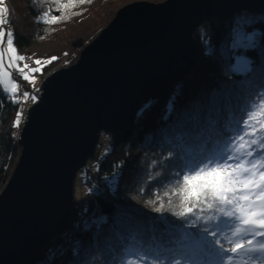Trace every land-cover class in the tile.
I'll return each mask as SVG.
<instances>
[{
  "label": "trees",
  "instance_id": "16d2710c",
  "mask_svg": "<svg viewBox=\"0 0 264 264\" xmlns=\"http://www.w3.org/2000/svg\"><path fill=\"white\" fill-rule=\"evenodd\" d=\"M96 1L99 5L92 9ZM132 1L137 0H4L9 8L6 28H11L14 45L26 58H58L38 72L47 74L65 59L75 64L82 50ZM45 12H63L69 18L45 24ZM239 14L207 19L196 30L200 55L194 71L164 90L160 99L144 103L110 135V150L103 157L100 138L99 153L85 168L84 200L76 195L75 181L71 228L40 248L29 264H121L124 249L133 241L144 247H173L169 241L197 233L199 226L190 227L173 214L176 198L170 205L164 192L189 167L221 156L242 126L244 113L264 98V10L244 23L252 43L235 46L233 28ZM239 57L248 61L247 67H236ZM20 84L19 91L30 90L28 81ZM19 110L20 103L0 86V192L22 151L20 126H13ZM86 218L92 222L83 223ZM169 258L167 253L160 257L165 264Z\"/></svg>",
  "mask_w": 264,
  "mask_h": 264
},
{
  "label": "water",
  "instance_id": "95a60500",
  "mask_svg": "<svg viewBox=\"0 0 264 264\" xmlns=\"http://www.w3.org/2000/svg\"><path fill=\"white\" fill-rule=\"evenodd\" d=\"M264 0L137 1L122 7L78 61L55 71L28 111L22 151L0 192V264H29L71 228L75 181L144 103L197 66L196 30L210 18L261 13Z\"/></svg>",
  "mask_w": 264,
  "mask_h": 264
},
{
  "label": "snow or ice",
  "instance_id": "6c2138e0",
  "mask_svg": "<svg viewBox=\"0 0 264 264\" xmlns=\"http://www.w3.org/2000/svg\"><path fill=\"white\" fill-rule=\"evenodd\" d=\"M85 2L90 0H79ZM3 5L0 0V86L14 103L34 101L29 92L20 93L17 79L34 84L32 74L58 58L36 59V67H31L26 62L31 58L18 54L11 28L5 30L9 8ZM67 18L63 12L43 14L45 24ZM22 116L23 109L17 112L14 127L20 126ZM241 123L221 156L189 167L164 192L170 205L176 198L173 214L190 227L199 226L197 233H183L169 241L173 247H144L133 241L124 249L121 264H165L160 259L165 253L170 255L168 264H264V98L244 113ZM176 256L182 259L172 258Z\"/></svg>",
  "mask_w": 264,
  "mask_h": 264
},
{
  "label": "rangeland",
  "instance_id": "374dc122",
  "mask_svg": "<svg viewBox=\"0 0 264 264\" xmlns=\"http://www.w3.org/2000/svg\"><path fill=\"white\" fill-rule=\"evenodd\" d=\"M137 1H148V0H137ZM137 1H132L130 3H133V2H137ZM98 1L95 2L94 6L92 7V9L96 8V6H98L99 2L97 3ZM148 2H151V1H148ZM128 3V4H130ZM153 3V2H151ZM126 4V5H128ZM124 5V6H126ZM3 6H6L5 4ZM123 6V7H124ZM21 14H23V12H21ZM239 14V13H238ZM252 14L253 13H250V12H247V13H244V14H239L235 17V26L233 28V44L236 46V45H246V44H250L252 43V33H249L247 31L244 30V23L246 22V20H248L250 17H252ZM256 14V13H255ZM8 28H6V25H5V30H7ZM17 49V48H16ZM18 51V50H17ZM19 55H21L19 52H18ZM32 60V59H31ZM33 61V60H32ZM236 67L237 68H245L247 67V64H248V61L246 59H243L241 57L237 58L236 60ZM34 63V62H33ZM36 66V65H35ZM55 69V68H54ZM52 69V70H54ZM52 70H50L47 74H49ZM34 76H35V82L34 84L33 83H30L29 85V89L30 90H23L21 91V94L25 91L29 92L31 94V90L32 88H34L36 85H39L41 84L42 80L44 79V77L47 75V74H41V73H33ZM32 74V75H33ZM17 83L20 85V82L17 80ZM168 104H169V99H168ZM32 101L28 100L27 102H22V109L25 110L27 104H31ZM25 114L23 113V116H22V121H21V124H20V132L22 130V127H23V124L25 123ZM27 120V119H26ZM101 141H102V148L100 149V153H102V157L107 154L110 150V146H111V136L109 134H106V133H103L101 135ZM97 153H99L97 151ZM96 153V154H97ZM96 166L94 165H91V169L92 170H95ZM84 177H85V169L81 170L79 173H78V176L76 178V195L77 197L79 198V200H84V192H85V187H84V184H83V180H84ZM92 222V220L90 218H86L83 223L85 224H88Z\"/></svg>",
  "mask_w": 264,
  "mask_h": 264
},
{
  "label": "built area",
  "instance_id": "2783aa9c",
  "mask_svg": "<svg viewBox=\"0 0 264 264\" xmlns=\"http://www.w3.org/2000/svg\"><path fill=\"white\" fill-rule=\"evenodd\" d=\"M27 58H30L29 56L27 57ZM31 67H36L35 66V64L33 63V61L31 60V59H29V60H27L26 61ZM22 66V65H21ZM71 66V64H70V62L67 60V59H65V60H63L54 70H52L49 74H47L45 77H44V79L42 80V82H41V84H39V85H36L34 88H32V90H31V95H34L35 97H36V99L33 101V100H31L32 101V103L31 104H27V106H26V108H25V110L23 109V113L25 114V118L27 119V116H28V111H29V109L34 105V104H36L37 102H39V100L41 99V97H42V93H43V90H42V85H43V83H44V81L46 80V78L47 77H49L50 75H52L55 71H57V70H60V69H62V68H68V67H70ZM14 76H15V74H14ZM19 82H21V80H23L22 78H19V79H17ZM20 87H19V90H21V84L19 85ZM20 93H21V91H20ZM29 101H30V99H29ZM22 103V102H21ZM20 103V110L22 109V104ZM26 119H25V121H26Z\"/></svg>",
  "mask_w": 264,
  "mask_h": 264
}]
</instances>
